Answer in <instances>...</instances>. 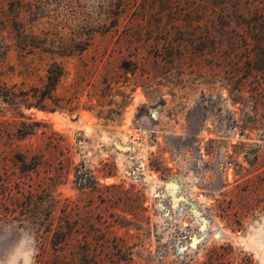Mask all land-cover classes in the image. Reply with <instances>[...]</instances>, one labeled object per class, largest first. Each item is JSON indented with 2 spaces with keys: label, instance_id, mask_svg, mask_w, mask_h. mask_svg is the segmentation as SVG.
I'll return each mask as SVG.
<instances>
[{
  "label": "rangeland",
  "instance_id": "374dc122",
  "mask_svg": "<svg viewBox=\"0 0 264 264\" xmlns=\"http://www.w3.org/2000/svg\"><path fill=\"white\" fill-rule=\"evenodd\" d=\"M0 90V264H264V0H0Z\"/></svg>",
  "mask_w": 264,
  "mask_h": 264
},
{
  "label": "trees",
  "instance_id": "16d2710c",
  "mask_svg": "<svg viewBox=\"0 0 264 264\" xmlns=\"http://www.w3.org/2000/svg\"><path fill=\"white\" fill-rule=\"evenodd\" d=\"M53 68H55V70H53ZM63 68L60 64L58 63H52L48 70H47V75H46V82L44 84V89H41L39 87H32V92L31 93H25L23 92L22 94V98L25 101H36L35 102V107H42V106H38L40 104H38V102H40V100H44L47 97H50L52 95V90L55 88L57 82L59 81V79L61 78V76L63 75ZM2 95V97H5L6 99L13 97L14 93L11 91L9 93H4L2 92V90H0V96ZM33 103V102H30ZM28 105H32V104H28ZM80 180H82L81 178H79Z\"/></svg>",
  "mask_w": 264,
  "mask_h": 264
}]
</instances>
